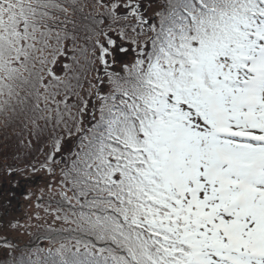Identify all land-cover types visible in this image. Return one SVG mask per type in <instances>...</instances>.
<instances>
[{"label": "trees", "instance_id": "trees-1", "mask_svg": "<svg viewBox=\"0 0 264 264\" xmlns=\"http://www.w3.org/2000/svg\"><path fill=\"white\" fill-rule=\"evenodd\" d=\"M124 1L0 0V168H61L69 186L52 202L70 240L35 236L0 264H196L191 246L211 261L220 244L205 216L221 200L195 213L160 168L172 140L203 166L230 143L191 111L230 110L264 0H167L152 26L118 11ZM114 40L132 56L119 66L103 58ZM64 140L71 152L57 158Z\"/></svg>", "mask_w": 264, "mask_h": 264}, {"label": "rangeland", "instance_id": "rangeland-1", "mask_svg": "<svg viewBox=\"0 0 264 264\" xmlns=\"http://www.w3.org/2000/svg\"><path fill=\"white\" fill-rule=\"evenodd\" d=\"M165 1L167 0H131V7L126 4H122L124 3L122 2L117 10L125 14L127 13V9H129V14L134 17L138 13V18L146 21L148 20V24L152 26L155 25L159 20L158 19L156 21V14H158L157 11H159L162 3ZM146 32V35L150 36V32ZM112 36L113 35H111V37ZM256 36L264 40V25L258 28ZM263 45L261 48H259L258 52L256 53L257 55L254 56V58L259 56ZM121 47H123V44L119 40H114L113 43L108 45L106 48V54H103L104 60L108 59V63H114L115 66H119L128 59V56L130 59L132 56L128 54L129 51L126 55H123L121 51L124 50ZM253 69L254 64L253 60H251L250 67L248 69L250 77V71ZM259 69L261 73V80L259 88L255 91V95L245 98L242 88L239 93L238 102H236V108L240 114V128L251 129L253 132L261 131L264 133V62L259 67ZM261 85L263 86L261 87ZM232 117L237 116L233 115ZM214 124L216 128L220 129V131H224L226 129L223 112L217 114ZM240 135L256 137L251 133H241ZM71 144L72 142L64 140L59 152L54 156H57L58 158L63 153L64 155H68L71 152L69 150ZM234 149L238 151L241 160L245 164L254 161V159H256L258 156L264 155V149L261 147L249 146L247 148L245 145L239 144L234 146ZM220 155L221 161L214 163L212 169L210 170L204 169L205 172L203 167H201L197 177H199L198 180L202 184L203 189H207L206 187L209 185L215 184L222 193L225 191V189L223 190V187L226 186L228 182L225 180L224 174L216 172L218 165L225 164L227 170L230 172H243L240 178L244 179V183L241 185H235L236 189H239L240 186H243V192L245 193V195L241 197L240 201H237V207L234 208L238 214L226 222L218 218H212V222L215 223L214 225L219 230L224 226L229 227L228 229L223 230V245L228 252L227 254H235L237 256L253 259L260 252L264 254V250L258 243H254L247 249V253V250H244V253L238 252V248L241 249L242 246L241 243L238 242L237 232H239L244 226L242 221L243 214L249 211L248 207L250 198H252V192L255 193L254 200L257 202L261 200L262 204H257L252 208L250 214L248 217H246V221H249L252 218L261 220V222L263 221L264 223V160L257 162L253 166H246L243 169H238L235 167L236 161L229 151L222 149L220 150ZM176 158L177 154L173 152L170 155V161L174 162ZM56 161L57 159L54 158V163ZM56 164V166L60 165L59 162ZM6 167H9V164H6L4 167L0 168V170H7L6 173H3L4 171L0 172V255L7 253L9 250L13 254L21 253L20 249L27 251V246L33 244L32 241L35 236V239L38 237L42 238L38 240H41L44 245H48L49 242L46 240L50 238H52L50 242L52 243V241H54L53 245L57 248H62L63 246L67 245V243L70 242V240L66 238L67 236L64 234L67 221L61 220L62 210L55 206L56 204L52 202V200L59 201L63 196V193L66 192L65 187L67 188L69 186L68 181L63 180L59 174L61 168L37 164V166L32 168L20 169L18 172L15 171L10 173ZM35 176H38V178L35 179ZM257 183L260 185L259 189L254 188ZM173 187L178 194H182L181 186L178 180L174 181ZM8 188L12 192H10ZM199 189V187H195L189 190V202L191 204H193L196 196L198 197V201L201 202V192L203 190L199 191ZM261 189L263 191H261ZM11 196L15 200H13L12 204L9 206V204L7 205L5 201ZM207 198L211 199L210 201L212 202L215 199V196L211 195ZM203 199L205 198L203 197ZM17 203H19L20 206L15 210ZM4 212L6 214L3 215ZM44 227L52 229L46 230ZM37 234L41 235L37 236ZM66 239L68 241H66ZM194 259L200 264H210L206 261H203L201 254H196ZM225 259L233 262L234 264H240L238 261L234 260V258L227 257H217L212 262V264H217V261L220 264H226L224 262ZM253 262L255 261L251 260L250 264ZM256 263L264 264V258H261Z\"/></svg>", "mask_w": 264, "mask_h": 264}, {"label": "bare ground", "instance_id": "bare-ground-1", "mask_svg": "<svg viewBox=\"0 0 264 264\" xmlns=\"http://www.w3.org/2000/svg\"><path fill=\"white\" fill-rule=\"evenodd\" d=\"M263 61H264V48L260 54V57L258 59L254 60L255 69L253 71L252 78L244 87V95L245 96H251L255 92V90L257 89V86H258V83L260 80V74H259L258 67L263 63Z\"/></svg>", "mask_w": 264, "mask_h": 264}]
</instances>
